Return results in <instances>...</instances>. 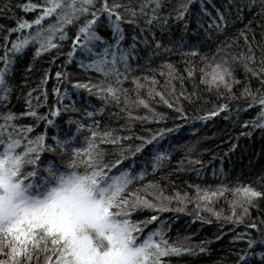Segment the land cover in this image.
Listing matches in <instances>:
<instances>
[{
    "label": "snow or ice",
    "instance_id": "obj_1",
    "mask_svg": "<svg viewBox=\"0 0 264 264\" xmlns=\"http://www.w3.org/2000/svg\"><path fill=\"white\" fill-rule=\"evenodd\" d=\"M194 3L195 0H179L167 13L163 9L166 4H171V0H140L138 4H133L132 0L128 3L121 0H43V3L18 5L24 12L39 9V14L31 22L17 20L16 27L6 30L4 42L0 44L3 52L0 55V264H165L162 260L165 257L196 255L197 249L203 253L206 251L203 244L194 247L188 237L183 241L177 238L170 243L164 224L153 229L148 226L160 219L157 214L183 212L188 203H195L198 219L201 218V211L210 212L220 219L221 213L215 212L211 205L229 191L233 194V199L229 201L232 212L224 219L239 226L244 223L245 217H249L251 222L245 224V228L257 233L256 238L251 232L236 234L233 243L239 241L245 247L234 253L235 264H264V250L257 247L264 249V229L260 226L264 225V209L257 203L264 198V191L239 182L232 188L221 183L215 190L189 185L195 188L193 198L179 192L165 195L164 190L152 181L137 187L138 181L145 180L147 167L136 173L131 168L122 167L123 161L142 152L145 145L158 144L165 130L150 138L136 137L142 141L140 145L125 147L123 141L132 138L120 134L126 130V125H121L119 129L106 125L101 130V121L97 119L109 106H115L117 111L110 113L112 116L123 118L119 114L124 113L129 122L147 120V116L132 115L134 107L142 106L152 113L153 120L159 122L158 114L147 100L141 98L142 88L148 89L149 100L159 96L160 102L177 112L181 119H187L180 106L181 98L191 104L199 96L196 92L185 94L183 90L176 93L172 82L179 79L183 83L184 77L174 70L171 63H163L159 73L167 76L165 86L169 89L171 100L156 91L155 86L159 82L154 75L133 76L131 82L135 88L131 90L123 85L135 68H139V64L132 62L141 59V49L145 50V60L149 65L147 70L152 72L150 64L153 58L170 55L182 47L183 40L163 44L156 39L154 29L170 31V22L175 21L182 24L185 32L190 31L187 19ZM257 6L260 9L257 15L264 16V0H259L258 5L257 0H248L244 4L239 0H227L222 9H216V15L207 27L220 33L228 26L229 9H234L240 17L245 10L251 11ZM201 8L204 15H211L203 4ZM10 10L11 5L6 3L0 7V14L7 15ZM124 25L130 26V37ZM69 26L76 27V33L66 63L75 62L83 71L96 73L100 79L93 82L89 77L88 83L72 82L67 72L57 71V82L66 81L74 89H84L102 103L97 106L98 111L86 107L84 117L67 120L75 128L73 135L61 137L57 130L49 137L47 126L55 127L52 118L61 116V108L50 110L45 115L36 110L39 103L36 108L32 104L33 99L40 100V95H33L35 92H40L47 99L43 86L47 84L48 72L43 73L36 88L17 97L27 104V110L19 114L12 110L15 86L9 77L13 73L16 55L28 46L35 47L34 59L52 49L59 51L61 44L54 41L69 39L66 31ZM201 26L202 23L198 22V27ZM104 27L110 31L111 39L99 34V29ZM261 27L264 28V25ZM25 29L32 31L10 39L13 33H22ZM4 31L0 25V32ZM148 35L152 37L151 42ZM129 39L131 42L125 46V41ZM245 43L248 45L247 53H233L229 51L232 45L222 42L212 57L202 56L194 49L178 54L199 57L203 67L197 69L195 63L188 61L185 69L187 78L194 79L199 71L200 83L206 86V90H215L217 99L225 100L201 116V120L230 111L228 101L244 100L246 106L237 107V111L253 107H259L260 111L255 120L245 122L243 127L264 131V47H261V56L257 60L246 35ZM77 53L82 57L79 61L75 59ZM235 65L243 69V80L237 79ZM32 71L33 66L29 65L26 73ZM28 78L26 75L22 87H27ZM254 80L258 84L255 89ZM237 85L241 86L239 96L234 91ZM132 91L136 93L135 98L131 96ZM53 92L58 100L68 97L67 90L63 97L59 88H54ZM68 108L78 111L73 104L64 105L63 110ZM24 116L32 117L34 123L18 124ZM41 123L46 125L45 130L36 133ZM166 131L174 130L169 128ZM251 134L250 131L242 133L248 137ZM101 145H111L114 151L109 152ZM109 155L116 158L108 160ZM53 157H59V162ZM167 159V151H157L152 157V173ZM188 163L198 165L202 161L189 160ZM220 171L223 174V168ZM213 175L216 176L215 171ZM261 179L264 180V177ZM173 201L176 207H172ZM252 208H256L260 215V224L251 219ZM236 209L241 210L239 215ZM145 210L157 214L139 218L137 214ZM204 222L210 224L212 221ZM221 238L216 237L217 240Z\"/></svg>",
    "mask_w": 264,
    "mask_h": 264
},
{
    "label": "trees",
    "instance_id": "obj_2",
    "mask_svg": "<svg viewBox=\"0 0 264 264\" xmlns=\"http://www.w3.org/2000/svg\"><path fill=\"white\" fill-rule=\"evenodd\" d=\"M43 3V0H0V7L6 3L11 5V10L7 15L0 14V25L5 29L0 32V44H3V35L6 30L16 27L17 20H28L31 22L39 14V9L36 12H24L18 5L24 3ZM123 3H128L129 0H121ZM140 0H132L133 4H138ZM241 4L247 3L248 0H239ZM179 0H171V4H166L163 9L164 13L171 11L173 4H178ZM227 0H195L191 5L188 15L187 23L190 31L185 32L182 24L171 21V30L162 32L159 29H154L156 39L160 40L163 44L168 45L170 42L180 43L183 40V45L178 48L176 52L153 58L150 67L153 69L149 72L147 69L149 65L145 60V50L141 49V59L133 61L134 65L139 64V68L130 74L129 79L124 83L123 87L127 89H134L131 79L133 76L142 77L144 75H154L159 82L155 89L158 92L165 94L167 99H172L169 89L165 86L167 76L160 75L161 65L163 63H171L174 70L184 77L183 83L179 79L174 80L172 83L175 87L176 93L179 94L181 90L185 94L196 92L199 99L195 103H189L187 100L181 98L180 106L184 109V114L187 119H181L179 114L173 109H169L165 104L160 102L159 96H155L149 100L147 96L148 89L142 88L140 90L141 98L147 100L150 107L158 114L159 122L153 120L152 113L147 109L134 107L132 109L133 116L144 117L147 120H134L127 121L124 113H120V117L110 115V113L117 111L115 106H109L104 115L97 116L101 121V130L110 125L119 129L121 125H126V130L120 133L132 137L129 140L123 141L125 147L135 148L140 145L142 141L136 137L150 138L153 134L158 133L160 130H165L163 139L159 143L145 145L142 152L137 153L136 156L124 159L122 167L131 168L136 173L147 167L146 178L144 181H138L137 187L152 181L157 183L163 190L165 195H173L179 192L181 195L187 193L190 197H195L196 192L194 187L189 185H199L201 188H211L215 190L221 183L229 188L235 187L239 182L242 185H251L257 190L264 191V131L260 129L244 128L245 122L255 120L260 109L253 107L251 109L237 111V107H245L244 100L228 101L230 111L221 112L219 115L212 117L208 120H201L200 117L215 107L216 104L224 103L225 100H218L216 91L206 90V86L200 83V72H196L194 79L187 78V62L195 63L197 69L203 67L199 57H183L178 54L181 51L197 50L200 54L212 57L216 54L217 47L222 42H227L232 45L229 51L233 53H247L248 45L245 43V35L255 52L257 60L261 56V47H264V16L257 15L260 11L259 6L253 8L251 11L245 10L240 17L236 15L234 9L228 10V26L220 33L211 30L207 25L212 21L216 15V9L223 8ZM204 8L211 15H204ZM259 0H257V5ZM198 22L203 26L198 27ZM46 23V22H45ZM127 30V35L131 36L130 26L124 25ZM31 29H25L22 33H13L10 39H16L17 35H26ZM69 39L65 41H54L61 44L59 51L52 49L47 53L42 54L39 58L34 59V46H28L22 53L17 54L15 57V65L12 75L9 77L10 82L15 86V91L12 93V110L17 114L27 110V104L23 99H18L22 93L26 94L27 91L36 88L40 84L43 73L48 72L49 78L47 84L43 86V91L47 92V99L45 100L40 92H35L33 95H40V100L33 99V107L39 103L36 108L39 114H48L50 110L61 108L62 114L60 117L52 118L55 127L47 126V135L51 137L57 133L61 137L65 135L71 136L75 132L73 125L67 123L71 118H80L85 116L84 109L91 107L98 111L97 106L101 105V101L97 100L95 96H90L84 89H74L66 81L58 83L55 73L57 71L67 72L72 82L88 83L89 77L93 82L98 81L100 78L96 73L83 71L77 63L67 64V54L72 48V38L76 33V27L69 26L67 29ZM241 33H244L243 35ZM99 34L104 36L105 39H111L110 31L107 27L99 29ZM255 36V40H253ZM151 42V35L147 36ZM131 41L126 40L125 46ZM259 45V46H258ZM10 47V44H9ZM0 49V55H2ZM223 55V53H221ZM58 56V58H57ZM75 59L79 61L82 59L79 53L76 54ZM219 59V57H217ZM54 62H51L53 61ZM85 59V63H87ZM32 65V73H26V68ZM237 79H244V71L239 65L234 66ZM166 73L167 69H163ZM28 76L27 87H22L25 83V76ZM143 83L144 81L141 80ZM258 87L257 82L253 81V89ZM54 88L60 89V96H64L67 90L68 97L63 100H58L57 95L53 92ZM241 86L237 85L234 91L239 96ZM223 92V88L220 89ZM131 96L135 98V91L131 92ZM194 99H196L194 97ZM73 104L78 111H73L68 108L64 111V105ZM122 106V105H121ZM162 117V118H160ZM227 117V118H226ZM91 122V121H87ZM18 124L31 125L34 119L29 116H24L17 122ZM46 125L41 123L36 128L35 132L40 133L45 130ZM173 129L172 132H167L166 129ZM251 132V136L242 135L245 132ZM35 133H33L34 135ZM51 142V141H49ZM233 145L235 148L233 149ZM109 152L114 151L111 145H101ZM157 151H167L169 159L163 162L155 173H152V157ZM116 157L109 155L108 160H114ZM59 162V157H53ZM202 161L198 165H190L189 160ZM223 168V174H221ZM215 171L216 176L213 175ZM199 172V174H198ZM151 197H149L150 199ZM233 199V194L229 191L224 196L215 200L211 205L215 212L221 213L220 219H217L212 213L201 211L199 213L200 219L197 218V210L195 203H188L183 212H164L153 213L148 210L138 213V217L143 219L153 214L159 215L160 219L149 225V229L158 228L161 224L166 226L165 231L170 237V243H173L179 238L184 240L185 237L190 238L192 246L203 244L206 251L199 253L197 249L196 255H182L180 257H165L162 260L165 264H235L236 256L234 253L239 249L245 247L242 242L237 241L233 243V239L237 233L251 232L253 238H256L257 233L255 230L246 229L245 224L251 222L249 217H245L244 223L236 226L224 219L225 216H230L232 209L229 201ZM260 208L264 209V198L257 201ZM172 207H176L173 201ZM240 209H236L237 215L240 214ZM251 219H254L257 224H260V215H258L256 208L250 209ZM205 220L212 222L205 223ZM264 229V225H260ZM147 231V229H146ZM220 236L221 239L217 240L216 237ZM158 239V238H157ZM258 250H264L257 246Z\"/></svg>",
    "mask_w": 264,
    "mask_h": 264
},
{
    "label": "rangeland",
    "instance_id": "obj_3",
    "mask_svg": "<svg viewBox=\"0 0 264 264\" xmlns=\"http://www.w3.org/2000/svg\"><path fill=\"white\" fill-rule=\"evenodd\" d=\"M31 31H32V29L29 32H31Z\"/></svg>",
    "mask_w": 264,
    "mask_h": 264
}]
</instances>
